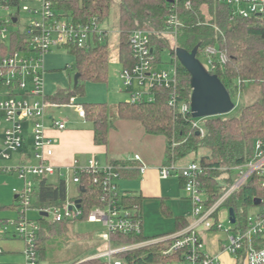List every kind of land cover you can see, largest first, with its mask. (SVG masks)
Listing matches in <instances>:
<instances>
[{
    "label": "built area",
    "instance_id": "1",
    "mask_svg": "<svg viewBox=\"0 0 264 264\" xmlns=\"http://www.w3.org/2000/svg\"><path fill=\"white\" fill-rule=\"evenodd\" d=\"M180 1L171 0L163 30L155 32L138 29L130 36L134 65L123 67L119 78L132 104L151 103L155 99L157 88L174 89L177 86L176 60H171L174 67L172 73L161 70L151 36L172 39V42H176L173 47L176 51L177 38L184 27L177 11ZM213 1L232 10L231 20L236 17L255 20L264 26V0ZM191 5V0L185 3L187 8ZM107 36L109 32L103 29L98 21L76 22L58 18L54 12V0H0V129L4 126L0 161L11 160L12 154L23 156L26 153L29 130L33 140L32 158L35 160V163L19 161L16 166L7 168L0 165V172L15 173L23 182L22 190H15L21 207L20 216L14 221L8 220L1 228L0 235H7L13 228L16 238L25 243L26 264H40L37 246L40 223L26 218V212L34 197L35 180L56 177L64 179L68 186L79 185L82 175H93L95 184L103 189L102 207L94 209L87 221L102 223L105 226L102 238L109 243L110 248L74 264H132L125 258V254L157 244L165 246L161 251L162 256L180 257L181 260L174 261L175 264H218V259L207 253L200 228L209 232L223 231L221 222H215V214L224 202L240 191L252 177L260 178L264 189V140L257 141L253 160L234 168L237 174L234 184L211 207L206 206V195L200 183V179L207 174L205 168L196 162H189L181 167L176 162H171L160 168L162 179L179 176L185 180V192L193 205V223L175 234L127 245L115 244L113 236H141L143 220L138 213V207L128 208L122 202L118 185L121 169L114 165L101 164L96 158L87 161L76 160L73 166L66 170L52 162L58 140L46 135L48 122L52 124L51 128L65 131L67 121L50 118V112L70 106L76 109L81 118H86V113L84 107L76 102V98H72L68 104L48 100L45 92V57L54 49H65L68 45L90 49L96 37L102 42ZM21 38L23 41H19ZM203 58L205 62L199 60L210 73L218 64H225L228 59L224 52L215 47H207ZM174 98L175 95L171 105L175 108ZM233 102L236 106V102ZM179 110L183 116H191L190 104L180 105ZM193 120V127L205 135L204 119ZM130 162L139 164L134 167L142 174L147 170L139 155H135ZM40 211L47 212V218L51 217L54 223L82 217L81 209H77L75 203L70 202L64 208L55 207ZM231 231L234 234L228 237L225 251L232 256H243L245 264H264V247L257 245L258 239L264 236V200L254 214H248L244 223L237 224Z\"/></svg>",
    "mask_w": 264,
    "mask_h": 264
},
{
    "label": "trees",
    "instance_id": "2",
    "mask_svg": "<svg viewBox=\"0 0 264 264\" xmlns=\"http://www.w3.org/2000/svg\"><path fill=\"white\" fill-rule=\"evenodd\" d=\"M181 0L178 4V14L184 23L177 38V48L188 52L198 48V59L203 57L207 47H215L227 56L225 64H218L212 75L218 76L230 93L233 100L249 87L259 88V97L244 106L239 115L226 118L224 116L206 118L203 120L205 135L199 133L192 125L190 115L183 116L179 110L182 104H190L192 96L191 75L178 60L174 48L158 35L151 36L155 47L157 61L162 65V54L168 53L171 60H176L178 82L174 89L159 87L155 90L153 102L132 104L129 101L119 103L117 117L122 121L140 123L149 136H160L165 141L167 164L181 163L188 158L207 170L200 179L205 193L206 206L216 204L225 192L234 184V168L242 166L255 157L257 141L264 140V26L255 20L234 18L231 20V9L213 0H191L187 8ZM113 0H54V12L58 18L76 22L98 21L100 24L110 17ZM171 7L167 0H121L119 5V46L118 59L120 66L132 67L134 59L130 49V36L138 29L161 31L165 27L168 10ZM108 36L102 42L96 37L90 49L68 45L65 50L75 58L71 67L80 74L76 88L58 90L48 100L58 104H68L72 98L85 97L86 83L106 84L109 80L110 48ZM19 41H23L22 38ZM5 48V46H4ZM7 48V46H6ZM161 67V66H160ZM240 92V93H239ZM239 93V94H238ZM175 95L176 107L171 105ZM86 120L93 126L96 145L109 147L110 143V109L107 103L83 104ZM107 164L121 170V178L135 177L137 170L134 162L110 158ZM228 174L227 185L219 182L221 175ZM43 177L35 180L34 197L36 203L29 209L47 210L64 208L68 202L81 200V219H88L92 211L102 207L103 189L95 184L93 175H82L81 183L76 186V196L68 197V186L64 179ZM181 184L185 186V180ZM262 180L257 176L238 192L224 202L223 206L233 209L236 223L243 224L247 217L244 211L254 206L255 199L264 200ZM122 202L128 208L138 207V213L143 220V197L133 194H122ZM221 207V208H222ZM0 205V211L5 209ZM21 213L19 201L11 208ZM166 217H171L167 206H163ZM219 212V211H218ZM218 212L215 222H220ZM80 219V218H79ZM50 223L47 219L39 220L40 232L38 240L39 262L48 255V241L54 235H59L69 229L71 221ZM0 220V228L6 224ZM190 222L185 218H176L177 231L186 229ZM156 238H146L114 235L115 244H133ZM258 247H264V239ZM261 239H258L261 240ZM164 245L157 244L125 254L132 264H160L165 261H179L178 256L164 257L159 249ZM163 249V248H162ZM161 258V259H160Z\"/></svg>",
    "mask_w": 264,
    "mask_h": 264
},
{
    "label": "rangeland",
    "instance_id": "3",
    "mask_svg": "<svg viewBox=\"0 0 264 264\" xmlns=\"http://www.w3.org/2000/svg\"><path fill=\"white\" fill-rule=\"evenodd\" d=\"M121 0H113L112 8L110 12V17L108 20L101 23V27L109 32V48H110V73L109 80L107 84H92L86 83V93L85 102L87 103H107L110 109V144L111 149L117 150L119 152L125 153L129 151H134L136 147H140L143 151L153 154V157H157L162 153L165 148V141L163 137L160 136H149L148 139L143 138V131L140 123L132 121H122L117 117V107L119 103L124 101H129L130 97L128 94L123 93V86L120 81L119 75L121 66L118 61V46H119V5ZM154 31V30H153ZM158 32V31H155ZM164 40L174 47L176 42L165 38ZM201 60L205 62V59L201 57ZM162 65L161 70H166L173 72L174 67L171 63V56L168 53L162 54ZM75 64V60L71 54L62 50L54 49L49 55L46 56V68L48 74L46 77V82L48 85V91L50 94L58 89H71L74 87V77L77 74L71 67ZM68 67V68H67ZM67 68V69H66ZM240 93V92H239ZM238 93V94H239ZM240 98H235L236 106L234 110L224 115L226 118H231L240 114L242 108L247 104L253 102L259 97V88L256 86L249 87L245 91H242ZM80 99V98H79ZM80 101V100H79ZM52 113L61 120L67 121H79V116L76 114L72 108H64L58 111H52ZM91 127V126H89ZM3 132L4 126L0 129V147L3 146ZM163 143V144H162ZM139 145V146H138ZM134 153V152H133ZM103 160V158H102ZM192 158H188L178 166H184L191 162ZM106 161V160H104ZM19 162V157L12 154L11 160H1L0 165L2 168L16 166ZM236 173L234 174V179H236ZM230 178L228 174L221 175L219 177V182L223 186L227 185V180ZM139 178L135 180L123 179L119 182L120 192L130 191L126 186H131L139 182ZM174 180L175 185L179 193V199L184 200L185 193L180 191L177 183V179ZM55 180V178H52ZM16 187L19 190L22 189L23 184L18 179V175L7 174L0 172V205L6 208L0 211V220H10L14 221L18 219L19 213L13 209V204H15V194L12 193L13 188ZM76 186L74 184L68 185V197L73 198L76 196ZM35 199L32 200V204L35 205ZM256 206H249L246 208L247 214L252 215L256 212ZM21 211V210H20ZM144 221H143V231L144 235L148 238L158 237L174 230V220L166 219L163 217L156 203L150 202L144 205ZM221 211L227 212V207L223 206ZM227 218L221 222L223 227V232L230 231L229 236L234 233L237 226L236 224H231L228 218V212L226 213ZM26 218L28 220L38 221L42 218L47 219L48 222L52 223V218L43 217L41 211L36 208L28 209L26 212ZM54 223V222H53ZM105 232V226L102 223H89L86 219H79L76 221H71L69 229L59 235L52 236L48 241V255L43 259L40 264H74L85 260L86 258L105 252L109 250L110 245L108 242L103 240L102 235ZM16 242L25 252V243L23 241H9ZM125 245V244H124ZM115 247V246H112ZM165 248L161 247L159 249L160 257L162 256V250ZM23 255V254H22ZM24 264H26L25 253ZM161 259V258H160ZM173 264L176 262L172 261ZM171 261L160 262V264H170Z\"/></svg>",
    "mask_w": 264,
    "mask_h": 264
},
{
    "label": "crops",
    "instance_id": "4",
    "mask_svg": "<svg viewBox=\"0 0 264 264\" xmlns=\"http://www.w3.org/2000/svg\"><path fill=\"white\" fill-rule=\"evenodd\" d=\"M62 50L66 51L64 48ZM45 68H46V57H45ZM47 74H48V70L46 68L45 92L48 99L53 95H55V93L58 90H69V89H58L54 91V93L50 94L49 91L47 90L48 89V85L46 82ZM121 92L128 94L124 88L123 91ZM86 96L87 93L85 97H77L76 102L81 105L86 104L87 102L84 101ZM97 103L98 102L87 103V104H97ZM64 108L74 109L76 114L79 116L78 112L74 107L66 106L58 110H62ZM58 110L54 109L52 111H58ZM52 111L50 112V118L54 117L55 119H58L52 113ZM79 118H80L79 121H74V122L65 120L67 121V129L65 131H57L51 128L52 124L48 122L49 128L46 132V135L50 138H54L58 140V144L55 146L54 156L52 158V162L55 166L66 170V168L73 166L76 160L87 161L90 158H96L101 164H107L110 158L130 161V159H133L135 155H139L142 158L144 165H146L147 170L143 174L138 169L134 170V172H136L135 177L124 178L126 180H135L139 178L138 179L139 182L131 186L130 185L126 186V188L130 189V191L125 190L124 192L122 193L120 192V193L121 194L129 193L143 197V204H142L143 221H144V211H143L144 205L150 202L156 203L158 205V210L163 217H165L166 219L174 220V230L170 233L158 236L157 238L169 236L171 234H175L177 232L182 231V230L177 231L176 229V218H181V217L185 218L190 222V225L193 223V219H192L193 205L187 193L185 192L184 186L181 184L180 177L173 176L175 179H177V183L180 188V191L185 193V196L183 197L184 200L179 199V193L181 195V192H179V190L177 189L174 180L171 179L173 177H170L169 179L161 178L160 168L167 165L165 148L162 150V153L160 155H157V157H153V154L143 151L140 147H136L135 149H133L134 151H129V152L127 151L125 153H122L117 150L111 149L110 143H109V147L96 145L94 141V132H93L92 124L89 121H87L86 118H81L80 116ZM140 129H142L143 131L142 139H148L147 141H150V139L152 138H148L149 135H147L144 132L142 126ZM26 141H27L26 153L23 156L17 155L19 157V161L35 163V160L32 158L33 140L31 137L30 130L27 132ZM121 180L123 179H120L118 181V185ZM15 190L20 191L16 187L13 188L12 193L15 194V202H16L13 205H16L18 203V194L15 192ZM120 190L121 189L119 186V191ZM261 204L256 207L259 208ZM163 206H167V208L170 211L171 217L165 216L163 211ZM227 212H228V218L230 220L229 209H227ZM227 212L221 211L220 208L218 212V218L220 222L224 221L227 218L226 216ZM200 232L202 233L205 249L207 253L213 257H216L218 259V264H245V260L243 256H239V257L232 256L225 251L224 246L227 244V240L229 237L228 231L223 232V231L215 230L209 232V231H205L203 228H200ZM143 235H144V231H143ZM144 237L146 236L144 235ZM262 238L264 239V236ZM13 240L21 241L20 239L16 238L13 228L10 229L7 235H2V236L0 235V250L2 251V253L0 254V264H24L23 262L24 249L21 248L18 244H16V242H12V243L9 242ZM261 244H262V239L257 242V245L260 246Z\"/></svg>",
    "mask_w": 264,
    "mask_h": 264
},
{
    "label": "water",
    "instance_id": "5",
    "mask_svg": "<svg viewBox=\"0 0 264 264\" xmlns=\"http://www.w3.org/2000/svg\"><path fill=\"white\" fill-rule=\"evenodd\" d=\"M171 2V0H167ZM175 54L180 63L191 75V116L193 119H206L224 116L231 113L235 104L230 93L216 75H212L205 65L198 59V48L192 52L177 48ZM80 74L74 77V88L78 86ZM264 149V148H263ZM81 200L75 202L76 208L81 209ZM261 199H255L254 205L259 206ZM73 209V207H70ZM43 217H48L47 212H41ZM230 223H236V214L233 209L229 210Z\"/></svg>",
    "mask_w": 264,
    "mask_h": 264
}]
</instances>
